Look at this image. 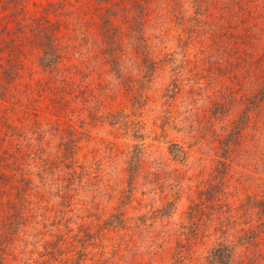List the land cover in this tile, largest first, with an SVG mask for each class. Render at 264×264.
Returning <instances> with one entry per match:
<instances>
[{
	"label": "rangeland",
	"instance_id": "obj_1",
	"mask_svg": "<svg viewBox=\"0 0 264 264\" xmlns=\"http://www.w3.org/2000/svg\"><path fill=\"white\" fill-rule=\"evenodd\" d=\"M119 1L130 8L117 10L112 20L125 32L120 76L102 56L96 57L97 66L93 52L80 40L83 31L92 39L99 35L97 0H25L24 12L34 21L45 17L68 45L60 69L44 71L37 49L26 39L32 36L31 31L23 33L31 49L23 56L18 87L28 89L12 97L15 103L0 100V112L7 113L12 128L31 134L30 130L38 127L47 141L39 143L42 140L37 133L29 141L14 128L7 135L9 129L0 121V150H10L33 171L41 165L39 156L45 148L58 159L59 166L49 180L50 188L33 195V201L41 203L47 215L34 216L30 204L25 230L4 264H40L44 259L50 260L44 264H52L57 256L67 259L57 264H171L179 224L197 195L198 185L210 176L220 159L221 140L258 89L264 75V36L245 38L239 20L232 28L234 13L222 4L229 0H208V6L200 11L191 0H182L180 7L173 0H150L138 7L146 11L138 19H143L140 26L148 39L150 61L143 59L135 43V0ZM61 2L64 10L53 12ZM7 18L15 30L14 15ZM238 46L247 51L249 59L256 58L253 66L240 63L231 54ZM57 84L67 89L79 84L85 89L80 93V104L68 100L64 110L68 113L56 108ZM88 101L105 117H93ZM215 103H220L224 112H212ZM252 115L244 137L227 161L231 182L228 199L234 208L246 193H264V111ZM58 124L63 128L76 124L81 131L77 158L86 165L88 174L85 187L73 191V202L63 219L58 210L65 202L56 194V185L67 180L56 177L66 175L67 166L59 145ZM170 147H183L184 159L173 155ZM136 158L140 159L137 170L130 171L129 161ZM20 175L13 178L15 183ZM120 211L129 226L104 227V222ZM59 213L60 224L52 225ZM252 217L247 225L257 223L256 215ZM99 222L101 227L96 225ZM261 233L258 247L264 253ZM58 236L68 241V251L51 244ZM207 246L196 243L195 258L188 264H211L204 257ZM259 262L264 264V257Z\"/></svg>",
	"mask_w": 264,
	"mask_h": 264
},
{
	"label": "trees",
	"instance_id": "obj_2",
	"mask_svg": "<svg viewBox=\"0 0 264 264\" xmlns=\"http://www.w3.org/2000/svg\"><path fill=\"white\" fill-rule=\"evenodd\" d=\"M149 1L135 0L133 3V7L135 6L134 9L137 12L134 15L135 27L133 28L134 38L137 39L135 43L145 61H150L151 55H149L148 39L140 26L143 19H138V16L144 15L146 11L145 9L139 11L138 7L147 5ZM173 1L177 7L181 6L182 0ZM191 1L199 11L208 6V0ZM97 2L101 19L99 35L92 39L90 35L83 31L84 35L81 36L80 40L83 42V46L93 52L92 60L97 66L99 61L96 57L102 56L105 62L112 65L111 69L115 70L117 75L120 76L123 73L121 68L125 55V32L114 25L112 20L117 10H130V8L119 0H97ZM222 4L234 13V21L231 20L232 28L237 26L235 21L239 20L237 23L243 26L245 38L264 36V23L262 22L264 21V0H229L224 1ZM24 8H26L25 0H0V35H2L0 50L3 51H0V100L5 102L11 100L12 103H15L12 97L20 96L23 91L28 89L25 87L22 90L18 87L21 83L19 79L22 78L21 69L24 66L23 56L28 48L31 49L24 40L26 34L23 35V33L31 31L32 36H28L26 39L32 44L30 45L32 48L37 49L38 63L44 71L57 72L60 69V63L66 54L64 49L68 45L57 35L55 28L48 20H45V17L36 18L34 21L32 17L24 12ZM64 8L65 5L61 2L53 12L61 13ZM9 15H14L15 30H11L14 26L8 25L11 21L7 18ZM256 17L259 20H256ZM70 45L72 44L70 43ZM73 46L75 49L76 45ZM75 52L77 51L75 50ZM246 53L247 51L242 50L239 46L237 49L231 50V54L235 56L237 61L240 63L250 62V66H253L251 63L254 64L256 58L249 59ZM258 68L262 69V67ZM55 88L54 101L57 103L56 108L59 112L62 110L63 113L69 112L64 111L69 99L74 100L76 104H80V93L85 90L79 84H73L70 89L57 84ZM72 92L74 93L69 96ZM90 92H95V90L91 89ZM91 102H87L91 115L100 119L105 117L104 114L98 115V111L91 107ZM70 109L75 108L70 107ZM82 109L85 110V107L82 106ZM221 111L224 112V109H221L220 103H215L212 112L218 113ZM262 111H264V75L259 79L257 91L245 103V109L234 120L232 128L221 140L220 159L210 172V176L198 185L197 195L189 205L185 219L179 224L177 242L173 251L175 259L171 264H188L189 261H192L195 258L196 249L194 246L199 242L207 243L204 257L211 264H260L259 261L264 257V253L258 247L261 232H264V193H246L238 207L234 208L228 199L231 182L227 161L236 149L237 144L244 137V130L248 126L252 114ZM4 112H0V121L7 125L9 129L6 132L7 135L14 128L19 136H26L30 141L35 138L34 134H39L41 131L38 127H35L30 130V134V132L21 131L16 126L12 128V122L9 121L7 113ZM114 116L116 115L114 114ZM56 129L61 132L59 145L64 153V164L67 166L66 175L56 177L57 180L62 178L63 182H65L64 179L67 180L65 184L56 185L58 187L56 194L65 202L63 208L58 210L62 213L61 219H63L66 212L69 211L67 209L73 202V191L85 187L84 179L88 178V174L85 168L86 165L80 163L77 158L82 139L81 131L77 125L70 124L67 128H63L58 124ZM38 140H42L39 143L45 144L47 141L46 135H41ZM2 146L3 144L0 142V148ZM170 151L173 155L182 159L185 157V155H181L185 151L183 147L180 149L170 147ZM42 152L43 155L39 156L42 161L41 165L38 169L30 171L23 166L21 158L15 157L10 150H0V264L5 263L6 255L10 253L16 240L21 238V232L25 230L26 222L29 220L30 204L32 203L34 216L45 217L47 215V212L43 210L45 207L41 203L33 201V195L41 193L43 188H50L49 184L52 182L49 180L56 176L59 163L55 156L47 154V149L42 148ZM13 157L15 158L12 159ZM135 160L129 161L130 171L135 172L137 170L135 166L139 165L140 159L136 158ZM78 167L82 170H79ZM94 167L98 169L97 166L94 165ZM19 173L21 175L18 177V183H15L13 178ZM130 183H132V180ZM168 205L170 204L168 203ZM70 209H72V206ZM48 210H54V208L49 207ZM60 213L54 219L56 223H51L52 225L60 224ZM123 213V211L113 213L104 222V227L117 225L128 227V221L123 217ZM253 215H256L257 223L247 225L250 220L254 219ZM96 225L101 227L102 223L99 222ZM35 234L39 235V233ZM51 244L57 250L60 247L63 250L66 248L67 251L69 249L68 241L59 238V236ZM58 261L65 263L67 259L57 256L52 264H57ZM45 262H50V260L44 259L40 264Z\"/></svg>",
	"mask_w": 264,
	"mask_h": 264
}]
</instances>
